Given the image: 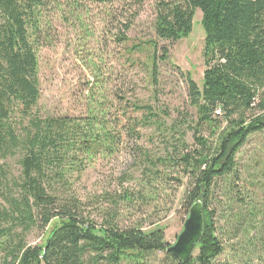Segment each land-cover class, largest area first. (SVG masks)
I'll use <instances>...</instances> for the list:
<instances>
[{"label":"trees","instance_id":"16d2710c","mask_svg":"<svg viewBox=\"0 0 264 264\" xmlns=\"http://www.w3.org/2000/svg\"><path fill=\"white\" fill-rule=\"evenodd\" d=\"M60 1L0 0V264H146L157 253L165 255L162 264H215L226 250V240H244L249 254L260 260L264 205L257 206L242 187L237 155L252 135L264 131V0H177L157 5L159 40L175 44L188 38L198 10L205 32L202 86L190 73L179 70L194 113L180 114L170 127L152 106L138 104L132 108L143 112V118L130 117L122 125L118 118L108 117L104 98L96 91L88 94L84 115L42 118L36 113L38 38L46 11ZM65 1L74 10L82 2H142ZM153 44L154 52L145 65L151 85L156 86L159 60H167L169 49L159 51ZM100 79L97 87L103 83ZM151 126L172 136L175 143L164 157L146 159V173L164 183L172 172H181L189 180L184 208L190 211L197 202L203 207V237L196 246L197 255L187 263L168 252L163 228L119 227V201L112 200L114 209L105 211L99 225L68 191L75 174L99 155L118 150L124 133L140 139L137 128ZM189 132L192 146L186 140ZM10 160L20 170L12 180ZM132 198L131 193L120 197L126 202ZM55 221L42 244H26L27 233L35 227L43 231Z\"/></svg>","mask_w":264,"mask_h":264},{"label":"rangeland","instance_id":"374dc122","mask_svg":"<svg viewBox=\"0 0 264 264\" xmlns=\"http://www.w3.org/2000/svg\"><path fill=\"white\" fill-rule=\"evenodd\" d=\"M162 1L177 0L110 5L82 2L76 10L65 0L57 6L51 5L44 15L37 44L40 98L36 113L42 118L84 115L91 91L98 92L100 99L104 98L110 113L108 117L118 118L122 125L130 117L138 121L143 118V112H135L132 108L134 104L152 106L164 119L166 127L181 118L180 114L194 113L188 107V87L179 70L190 73L198 86H202L205 70L202 13L196 12L193 32L188 38L170 44L159 40L155 33L157 5ZM153 43L159 51L162 47L169 49L167 60H159L156 86L151 85L145 65L154 52ZM138 47L142 52L137 51ZM97 78L103 82L98 87ZM137 131L140 139L124 133L113 155H99L81 174H75L68 191L84 205L85 215L99 225L105 211L114 209L112 200H117L119 227L141 225L144 231L161 227L167 243L172 246L189 214L184 208L189 180L181 172H172L164 183L152 180L146 173L149 169L146 159L164 157L168 146L175 143L174 138H168L167 133L161 134L156 126L137 128ZM186 140L193 145L191 132ZM237 161L242 187L257 206H263L264 131L248 139ZM9 163L12 180L19 176L20 170L14 160ZM126 193L133 194L132 202L120 199ZM56 224L55 221L43 231L35 227L24 236L26 244H42ZM225 247L215 264H246L249 261L264 264L263 255L259 260L256 254H249L244 240L230 243L226 240ZM193 255H197V251ZM164 258L163 253H157L145 263L162 264Z\"/></svg>","mask_w":264,"mask_h":264},{"label":"water","instance_id":"95a60500","mask_svg":"<svg viewBox=\"0 0 264 264\" xmlns=\"http://www.w3.org/2000/svg\"><path fill=\"white\" fill-rule=\"evenodd\" d=\"M203 230V207L200 202H197L191 207L181 234L178 236L176 243L170 246L168 252L182 263L189 262L196 246L201 242Z\"/></svg>","mask_w":264,"mask_h":264}]
</instances>
